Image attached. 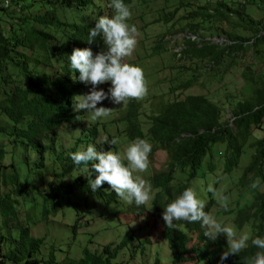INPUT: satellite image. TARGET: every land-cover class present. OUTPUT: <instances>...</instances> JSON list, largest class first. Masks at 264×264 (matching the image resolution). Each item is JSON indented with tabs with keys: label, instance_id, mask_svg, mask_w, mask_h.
Here are the masks:
<instances>
[{
	"label": "trees",
	"instance_id": "16d2710c",
	"mask_svg": "<svg viewBox=\"0 0 264 264\" xmlns=\"http://www.w3.org/2000/svg\"><path fill=\"white\" fill-rule=\"evenodd\" d=\"M77 1L78 3L73 4L69 0H13L15 4L21 5L19 13L9 10L0 11V18L4 13L8 14V20L11 22L8 26L2 25L0 19V115L6 118L7 123V127L0 125V135L6 137V141L10 144L0 142V181L1 186L11 187L4 196H0V215L9 217L5 220L8 228L13 226L20 231L17 243L9 244L7 250L3 248L6 236L0 234V264L42 263L36 255L40 252L44 239L33 237L32 226H25L18 220L17 215L21 200H32L30 197L36 192L37 181L41 180L43 175L39 174L38 178L35 177L37 165L35 161L31 163L29 157L26 158L27 173L23 174L26 168L15 162L14 155L18 147L13 145L17 143V141L13 142L14 139H21L24 150L33 149L40 156L41 164L47 157L53 167L58 165L63 170L61 177L66 175L72 177L70 184L57 187L60 189L58 194L64 191L69 195L77 191L81 195L95 194L97 199L116 201L113 193L109 192L107 183L93 193L88 186V175L82 171L83 165H74L69 156V153L78 151L81 146L86 147L96 142L100 135L99 123L86 126L82 131L83 136L78 137L71 152L62 153L65 147L62 141V135L65 133H62V128L67 126L69 130L80 129L85 124L81 112H73L74 97L77 96L76 92L83 83L78 80L79 72L71 69L69 56L73 48L89 47L95 53L103 46L100 37L91 44L87 42L89 29L95 24L92 23L90 16L101 10L98 0ZM150 1H136L139 4L136 8L140 6L144 9ZM123 2L130 9L133 7L132 0H123ZM109 3L110 0H107L108 5ZM256 3L264 5V0H242L231 5L224 0H212V2L205 0V5L199 4L198 0L195 2L166 0V4L162 7L163 9H166V6L173 8L165 13L166 21H172L181 9L187 11L181 17L182 19L203 16V22H210L212 14L217 15V9H226L229 14H234L220 19V21H229L230 32H224L225 35H230V39L225 40L224 52L218 54L217 58L224 60L226 56H229L236 63L240 62L242 65L246 63L242 77L254 87L245 90L246 98L235 105V126L227 122L221 124L218 107L203 96H191L185 100L162 103L154 114L149 115L150 125L147 129L140 120V107H135V102H129L128 110L116 109L117 113H122L120 118H116L117 124L120 121L126 123L125 135L128 139L134 140L140 137L139 135L143 139L150 137L149 140L156 146L160 144L162 150L169 152L168 168L163 174H154L151 178L160 193L168 194L166 188L169 187V181L173 178L174 172L179 173L177 178L180 185H183L180 190L189 186L186 181L199 177L198 165L209 154L211 146L216 143L221 142L226 145V151L230 154L224 168L226 172H233L240 159L243 156L248 157L249 164L239 184L243 186L242 188L251 189L256 194L252 203L245 206L244 210L238 211V224H241L242 220L248 223L249 217L259 213L264 215V208L262 209L264 192H257V188L248 186L249 182L246 178L248 172H253L255 177H262L264 168V136L250 141L253 128L264 129V78L262 86L258 87L261 82H258L260 80L256 79L251 71L256 65L264 64V19L257 20L247 12L248 4ZM189 7L191 9H188ZM86 10L90 13L87 14ZM113 14L114 10L108 6V16ZM230 18L235 19L230 20ZM157 21L158 19H155L153 22ZM241 31L250 36L243 35ZM20 48L30 51L31 57H17V50ZM154 49L157 52L155 55H162L164 52L158 51L167 50V47L163 45ZM202 56L209 55L203 53ZM246 59L249 61H245ZM259 61L263 62L259 63ZM258 74L264 77V71H258ZM187 84L191 83L187 82ZM108 86L109 83H106L105 88L107 89ZM176 90L171 89L170 93L175 94ZM183 134L191 136H182ZM240 139L244 140L240 141ZM104 145L114 148L111 144L104 143ZM8 154L13 155V161L6 166L4 161ZM213 167L212 165L211 169ZM47 169L49 170L50 167ZM91 178L94 179L95 174H92ZM169 195L172 198L175 197L174 193ZM153 204L157 205V201H153ZM134 209L141 212L142 205L137 206L134 203ZM253 210L254 213H252ZM49 212L47 206L43 205L41 220H47ZM174 224V228H167L164 231V240L169 245L174 264L187 261L185 256L193 253V248H186L191 241L190 236L187 235L188 230L199 231L207 245L215 246L206 256L207 264H243L246 257L255 253L251 249H245L239 255H232L227 260H221L222 241L208 240L199 222L175 221ZM78 227L77 220L72 227L76 237ZM128 240L132 241L130 235ZM147 242L149 243V240ZM147 242L140 241L136 246L145 248ZM125 244L123 242L120 248H123ZM10 246L14 248L10 249ZM104 248L102 254H98V251L85 250L80 259L66 257L60 264H112L118 250L112 251L110 246ZM203 251L204 249L201 248L198 252ZM51 254V259L45 264H57L54 250ZM205 260L201 259L197 264ZM155 264H160L159 260Z\"/></svg>",
	"mask_w": 264,
	"mask_h": 264
},
{
	"label": "rangeland",
	"instance_id": "374dc122",
	"mask_svg": "<svg viewBox=\"0 0 264 264\" xmlns=\"http://www.w3.org/2000/svg\"><path fill=\"white\" fill-rule=\"evenodd\" d=\"M132 1V18L128 23L134 24L137 27L139 44H137L133 55L126 58V60L143 69L148 83V95L140 101L131 100V102H135V106L140 107V120L143 121L144 127L147 129L150 125L148 121L149 115L154 114L162 103L185 100L191 96L205 97L206 100H209L218 107L221 124L227 122L235 126V105L246 98L244 94L245 90L253 89L254 87L242 77L246 63L243 65L240 62L236 63L229 56H226L224 60L217 58L218 54L224 52L225 47L223 46H226L225 40L230 39L229 34L225 35L226 31L230 32L229 21H220V19L234 14H229V11L226 9H217V15L212 14L210 22H203V16L194 19H182L181 17L187 11L186 9H181L172 21H166L164 19L165 13L173 9L167 6L165 7L166 9L162 8L166 4V0H151L146 4L144 9L140 6L136 8L139 5L136 2L138 0ZM192 1L195 2L196 0ZM224 1L231 5L241 0ZM198 2L201 5H205V0H198ZM98 3L101 10L90 16L93 20L92 23H95V20L100 15H108L107 0H98ZM158 9L160 10L157 11ZM188 9H191V7ZM11 11L17 14L14 10ZM247 12L257 20L264 19V5L257 3L248 4ZM86 13L89 14L90 11L86 10ZM0 19L2 25L8 26L11 23L8 20V14L4 13ZM155 19H158V21L154 23ZM233 19L235 18H230V20ZM14 21L16 22V20ZM241 33L245 36H250V34L243 31ZM219 38L222 39L218 41ZM163 45L167 47V50L158 51L164 52L162 55H155L157 52H155L154 48L162 47ZM203 53H207L209 56L203 57ZM210 53L212 54L210 55ZM22 56L30 58L31 52L20 48L17 50V57ZM245 61L248 62L249 60L246 59ZM262 62L259 61V63ZM251 71L255 78L260 80L258 82L261 83L258 87H261L264 77L258 74V71H264V64L256 65ZM187 82L191 84H187ZM107 89L104 90L107 91ZM171 89H177L175 94H170ZM88 91L89 89H86V92ZM98 106L113 108L110 117L98 120L101 123L99 126V129H101L99 141H102L107 136L108 131V134H111L117 140V144H115L116 152H122L128 142V139L125 137L126 123L120 121L117 125L109 126L108 129L105 123L113 118H120L122 113H117L116 109L122 108L128 110L130 107L129 102L126 105H114L110 100L106 99L102 104H98ZM89 124L90 120L88 119L82 125V128L84 129ZM0 125L7 127L6 118L3 115H0ZM63 132L67 133V139L63 140L65 147L62 149V153L66 154L71 152L72 147H74L77 133L68 129H63ZM252 134L253 136L250 138V141L261 139L264 136V129L253 128ZM243 140L240 139V141ZM15 141L17 143H13V145L18 147L14 155L15 162L19 163L21 167L26 168L23 174L26 175L27 173L26 158L29 157L31 163L36 158L37 169L35 177L38 178L39 174L43 175V178L37 181L36 192L30 197L34 201L21 200V203L18 205L17 215L18 220L25 226H32L33 237L44 239L43 246L36 255L42 261L41 264H45V262L51 259L53 250L57 264H60L66 257L80 259L85 250L98 251V254H102L105 249L104 247L107 246H110L112 251L118 250L117 257L112 264H155L157 260H159L160 264H174L169 245L164 240L163 228L160 226L158 216L155 218L151 213L150 215L136 218L140 212L133 209L131 205L121 201L120 198H118V201L106 200L104 198L97 199L95 195H81L77 191L71 192L69 195L65 194L66 192L64 191L58 194L57 192L60 189L57 187L67 186L71 183L72 177H61L63 170L60 168L51 172L41 168L38 164L39 158L37 154L32 150H24L21 139H14L13 142ZM0 142L10 145L6 141V137L2 135H0ZM211 147L209 154L198 165L197 172L199 177L196 178L195 182H191L192 187L201 191L200 193L197 191L198 194H202L200 197L207 200L208 206L206 205L205 211L209 210V213L215 215L217 219L235 226V223H238V211L244 210L245 206L252 203L256 194L251 189L242 188L243 186L239 184L242 174L249 164V158L243 156L233 172H226L224 168L230 155L226 151V145L220 142ZM211 155L213 156L212 158L210 157ZM12 157L13 155L8 154L4 165H10L13 161ZM167 158L168 156L165 151L154 146L152 157L149 155L152 167L140 175L149 181V177L156 171L165 172L168 168L169 159L167 160ZM212 165L214 166L213 169H211ZM84 173L86 174V172ZM175 176H177L176 173ZM210 177L217 178L218 183L215 184V187L218 190H226L225 193L229 198L228 211H223L212 194L204 191ZM246 178L247 182H249L248 186H251L258 179L260 184L257 192H264V168L263 176L260 177L261 179L255 177L253 172H248ZM251 180L252 182L250 183ZM195 184L196 186H194ZM10 189L9 185L1 186L0 181V196H4V193ZM43 205L47 206L50 211L47 220H41ZM254 212L253 210L252 213ZM8 218L4 214L3 217L0 215V234L6 236V241L3 244L5 250L8 249V245L12 244V242L17 243L20 235V231L16 227L13 228L12 226V228H8L5 223V220ZM77 220L79 221V227L76 237L74 236L72 227ZM249 225H252V223H249ZM236 227L241 230L250 229L247 224ZM261 228H264V221L255 220L254 233H259ZM128 235H130L132 240L130 242ZM187 235L190 236L191 241L186 245V248H193V253L186 255L187 261L180 264H197L201 259L205 260L208 253L213 250V247L207 245L200 232L188 230ZM146 239L149 240L150 244H146L145 248L136 246L140 241L146 243ZM122 242L126 244L123 248H120ZM12 248L14 246H10V249ZM201 248L204 251L198 252ZM6 264L13 263L6 262ZM200 264H207V260Z\"/></svg>",
	"mask_w": 264,
	"mask_h": 264
},
{
	"label": "clouds",
	"instance_id": "9594fccd",
	"mask_svg": "<svg viewBox=\"0 0 264 264\" xmlns=\"http://www.w3.org/2000/svg\"><path fill=\"white\" fill-rule=\"evenodd\" d=\"M69 1L73 4L78 3L77 0ZM7 4L8 0H5V6ZM108 6L114 10V14L111 16L100 15L95 20L94 26L90 27L87 38V42L91 44L97 37H100L103 46L95 53L89 47L73 48L69 56L71 69L79 72L78 80L83 83L76 92L77 96L74 97L73 112H81L85 122L89 119L90 124L88 126L102 118L111 116L113 108L98 106L104 100H110L114 105H126L131 100L140 101L148 95V83L143 69L126 60L133 55L138 44V29L134 24L128 23L132 18V11L123 0H110ZM4 10H14L19 13L21 5L10 0L9 7H0V11ZM221 39L219 38L218 41ZM74 79L77 78L74 77ZM106 83L110 84L107 91H105ZM86 89L89 91L86 92ZM100 125L101 123H99ZM111 125H117L116 118L107 121V129ZM63 129L69 130L67 126H64L62 128L63 134ZM70 131L77 133L76 140H78L79 136H83L82 131L84 129L81 127ZM30 134L32 135V131ZM66 134L63 135L62 141L67 139ZM182 136L191 135L183 134ZM99 137L94 144H88L86 147L81 146L78 151L69 153L74 165H83L82 171L88 175V186L93 193L107 183L109 192L113 193L116 201L120 198L121 201L131 205L133 209L134 203L137 206L142 205L141 212L136 218L151 213L155 218L158 216L163 233L167 228H174L175 221L199 222L201 228L204 229V235L209 238H207L208 240L216 242L221 237L220 241L223 243L221 260H227L232 255H239L245 249H251L255 253L246 257L243 264H264V228L260 229V233H254L255 220L264 221V215L251 216L248 223L242 221L241 224L235 223V226L231 223H225L209 213V210L205 211L207 200L201 198L197 189L192 187L191 182L196 178L188 181L189 186L180 190L183 185H180L175 172L169 181V187L166 188L168 194L160 193L151 178L154 174H163V171H156L149 177V181L140 175L151 169L149 155L152 157L154 146L161 149L160 144L156 146L149 140L150 137H145L147 139L137 137L130 140L125 135L128 139L127 145L122 152H116L117 140L108 134V131L107 136L102 141H99ZM104 143L114 145V148H109ZM30 150L34 151L33 149ZM165 152L169 157V152ZM34 153L36 152L34 151ZM37 156L41 168L49 172L60 168L58 165L53 167L52 162L47 157L41 164V158L38 154ZM34 161L36 162V158ZM47 167L50 169L48 170ZM92 174H95L94 179L91 178ZM176 174L179 173L176 172ZM66 177L69 175L63 178ZM216 183H218L217 178L210 177L204 191L211 193L219 207L228 211L229 198L224 189L218 190L215 187ZM259 184L260 181L257 179L251 184V187L256 189ZM171 193L175 194L174 198L169 195ZM155 200L157 205L153 204ZM245 224L250 229L241 230L236 227L245 226ZM214 248L215 246H213Z\"/></svg>",
	"mask_w": 264,
	"mask_h": 264
},
{
	"label": "bare ground",
	"instance_id": "6f19581e",
	"mask_svg": "<svg viewBox=\"0 0 264 264\" xmlns=\"http://www.w3.org/2000/svg\"><path fill=\"white\" fill-rule=\"evenodd\" d=\"M242 2V1H241ZM246 2V1H245ZM139 44V43H138ZM150 57V56H149ZM178 79V78H177ZM136 109H138V108H136ZM98 122H96V124H97ZM105 124H107V122L105 123ZM139 125H141V124H139ZM136 126H138V124H136ZM143 126V125H142ZM145 126V125H144ZM105 127V126H104ZM130 129V128H129ZM141 129V128H140ZM67 130V129H66ZM128 130V129H127ZM130 131V130H129ZM136 133H139L138 131H136ZM127 134V133H126ZM150 134V133H149ZM145 135V134H144ZM140 137H141V135H139ZM146 136V135H145ZM125 138V137H124ZM111 139V138H110ZM131 140V139H130ZM128 143V142H127ZM120 145V144H119ZM110 147V146H109ZM118 152V151H117ZM252 160V159H251ZM152 167V166H151ZM191 175V174H190ZM201 178V177H200ZM252 178V177H251ZM261 179V178H260ZM198 180H200V179H198ZM223 180V182H224V178L222 179ZM230 180V179H229ZM201 181V180H200ZM186 182H188V181H186ZM194 182H195V180H194ZM230 182V181H229ZM187 184V183H186ZM196 184H197V182H196ZM196 184L194 185V186H196ZM198 184H199V182H198ZM200 185V184H199ZM218 185V184H217ZM221 185V184H220ZM237 185V184H236ZM235 185V186H236ZM202 186V185H201ZM205 186V185H204ZM231 186V185H230ZM233 187V186H232ZM195 188V187H194ZM231 188V187H230ZM236 188H237V186H236ZM239 188H240V186H239ZM199 189V188H198ZM238 189V188H237ZM201 190H202V188H201ZM199 193L201 192V191H199V190H197ZM226 191V190H225ZM231 191H232V189H231ZM235 192H236V190H235ZM240 192V191H239ZM242 192V191H241ZM246 193V192H245ZM244 193V194H245ZM226 194V193H225ZM243 194V193H242ZM202 195V194H201ZM200 195V196H201ZM208 196V195H207ZM210 196V195H209ZM203 197V196H202ZM232 197V196H231ZM240 197V196H239ZM205 198V197H204ZM244 198V197H243ZM208 199V198H207ZM248 199H249V196H248ZM251 199V198H250ZM216 201V200H215ZM231 201H232V199H231ZM242 201H245V200H242ZM253 201V200H252ZM209 202V201H208ZM213 202V201H212ZM263 202V201H262ZM261 202V203H262ZM211 204V203H210ZM213 204H214V202H213ZM239 204V203H238ZM238 204H237V206H238ZM255 204H256V202H255ZM263 204V203H262ZM264 205V204H263ZM208 206V205H207ZM230 206H231V204H230ZM238 208H239V206H238ZM264 208V206H262V209ZM119 209V208H118ZM222 209V208H221ZM242 209H244V208H242ZM250 209V208H249ZM253 209V208H252ZM211 210V209H210ZM254 210H255V208H254ZM223 211H225V210H223ZM262 211V210H261ZM251 212V211H250ZM249 213V212H248ZM264 213V212H263ZM241 214H243L242 212H241ZM260 214V213H259ZM241 216V215H240ZM245 216V215H244ZM247 219H248V217H247ZM242 220V219H241ZM243 221V220H242ZM261 222V221H260ZM259 222V223H260ZM226 223V222H225ZM237 223V222H236ZM258 223V222H257ZM124 224V223H123ZM195 225H198V224H195ZM256 226V225H255ZM260 227H262V226H260ZM257 228V227H256ZM259 228V227H258ZM126 229H127V227H126ZM246 230H247V228H246ZM260 231V230H259ZM146 233H147V231H146ZM260 233V232H259ZM204 234V233H203ZM145 238V237H144ZM204 238V237H203ZM219 240V239H218ZM146 241H148L147 239H146ZM202 242V241H201ZM148 243V242H147ZM150 244V243H149ZM117 245V244H116Z\"/></svg>",
	"mask_w": 264,
	"mask_h": 264
},
{
	"label": "built area",
	"instance_id": "2783aa9c",
	"mask_svg": "<svg viewBox=\"0 0 264 264\" xmlns=\"http://www.w3.org/2000/svg\"><path fill=\"white\" fill-rule=\"evenodd\" d=\"M9 5H10V0H8V4H7V6H5V0H0V7H9Z\"/></svg>",
	"mask_w": 264,
	"mask_h": 264
}]
</instances>
